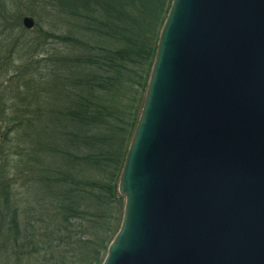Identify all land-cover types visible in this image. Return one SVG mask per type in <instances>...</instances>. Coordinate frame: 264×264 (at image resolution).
<instances>
[{
	"label": "water",
	"instance_id": "1",
	"mask_svg": "<svg viewBox=\"0 0 264 264\" xmlns=\"http://www.w3.org/2000/svg\"><path fill=\"white\" fill-rule=\"evenodd\" d=\"M117 190L101 264H264V0L171 1Z\"/></svg>",
	"mask_w": 264,
	"mask_h": 264
},
{
	"label": "trees",
	"instance_id": "2",
	"mask_svg": "<svg viewBox=\"0 0 264 264\" xmlns=\"http://www.w3.org/2000/svg\"><path fill=\"white\" fill-rule=\"evenodd\" d=\"M37 2L47 23L63 14L66 27L56 38L60 46L43 81L48 98L37 100L44 108H36L37 123L24 124L35 131L32 158L42 195L38 202L47 219L58 225L44 239L57 251L66 247L76 264H101L115 233L104 239L106 244L101 234L118 195L119 175L171 0ZM2 8L0 1L4 22L22 16L8 10L6 18ZM38 222L43 223L41 215ZM34 228L26 235H36ZM40 228L48 229L38 226L37 232ZM15 232L17 237L18 229ZM98 249L101 255L96 258ZM62 256H67L64 251Z\"/></svg>",
	"mask_w": 264,
	"mask_h": 264
},
{
	"label": "rangeland",
	"instance_id": "3",
	"mask_svg": "<svg viewBox=\"0 0 264 264\" xmlns=\"http://www.w3.org/2000/svg\"><path fill=\"white\" fill-rule=\"evenodd\" d=\"M0 1L4 17H8V10L22 12L19 21L7 19L4 22L0 14V97L5 99L0 101V264H76V259L70 258L66 247L57 251L45 243L44 236L55 232L58 225L51 222L52 217L48 218L50 221L47 219L38 202L42 195L39 196L37 190L38 165L32 158L36 146L32 139L35 131L24 126L28 121L37 123L36 108H44L37 100L44 96L48 98L43 87L47 85L43 81L51 72L50 57L57 53L60 46L56 38L66 32L65 17L60 14L58 20L49 18L47 23L46 16L38 10V0ZM29 2L33 5L27 8ZM24 16L33 18L32 28L22 26ZM6 134H9L8 139ZM117 194L103 228L105 233L101 234L103 241L111 238L121 222L124 198L118 191ZM40 215L41 224L38 222ZM44 225L48 229L40 228L37 232L38 226ZM32 228L36 235H26ZM16 229L17 237L14 236ZM24 235L27 237L24 238ZM37 238L43 242L40 243ZM27 242L33 244L25 247L23 243ZM63 251L67 258L62 256L61 259ZM99 255L100 249L94 256L97 258Z\"/></svg>",
	"mask_w": 264,
	"mask_h": 264
}]
</instances>
